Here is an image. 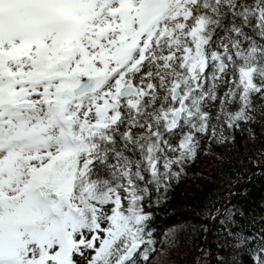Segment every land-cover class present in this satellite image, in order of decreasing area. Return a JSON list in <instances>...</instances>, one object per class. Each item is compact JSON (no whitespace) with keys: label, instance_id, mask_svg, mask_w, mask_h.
Returning <instances> with one entry per match:
<instances>
[{"label":"snow or ice","instance_id":"6c2138e0","mask_svg":"<svg viewBox=\"0 0 264 264\" xmlns=\"http://www.w3.org/2000/svg\"><path fill=\"white\" fill-rule=\"evenodd\" d=\"M261 41L264 0H0V264L147 262L148 186L195 158L220 85L216 119H253Z\"/></svg>","mask_w":264,"mask_h":264},{"label":"trees","instance_id":"16d2710c","mask_svg":"<svg viewBox=\"0 0 264 264\" xmlns=\"http://www.w3.org/2000/svg\"><path fill=\"white\" fill-rule=\"evenodd\" d=\"M228 87L220 85L218 98L204 108L210 114L209 130L196 133L195 158L173 165L179 177L163 180L159 190L148 186L143 206L151 217L146 232L151 233L154 251L147 262L138 254L137 264H255V255L264 248V98L253 94V119L229 128L223 118L216 119ZM239 107L233 102L227 110L234 113ZM179 139L174 136L171 142ZM117 148L123 149L119 139ZM125 155L137 158L130 151ZM115 163L110 155L108 164L97 162L95 171L111 180Z\"/></svg>","mask_w":264,"mask_h":264},{"label":"rangeland","instance_id":"374dc122","mask_svg":"<svg viewBox=\"0 0 264 264\" xmlns=\"http://www.w3.org/2000/svg\"><path fill=\"white\" fill-rule=\"evenodd\" d=\"M92 254L91 250H85L83 256H75L74 259L77 261V264H86L88 260L90 259Z\"/></svg>","mask_w":264,"mask_h":264},{"label":"water","instance_id":"95a60500","mask_svg":"<svg viewBox=\"0 0 264 264\" xmlns=\"http://www.w3.org/2000/svg\"><path fill=\"white\" fill-rule=\"evenodd\" d=\"M246 185H247V184L241 186V187L239 188V190H240L241 188L245 187ZM237 192H238V191H237ZM218 215H219V214L215 215V216L213 217V219H215ZM210 237H211V233H209L208 236H207V242L209 241Z\"/></svg>","mask_w":264,"mask_h":264}]
</instances>
